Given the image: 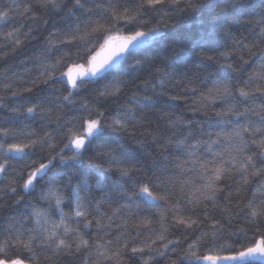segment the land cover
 I'll list each match as a JSON object with an SVG mask.
<instances>
[{
	"label": "snow or ice",
	"instance_id": "obj_1",
	"mask_svg": "<svg viewBox=\"0 0 264 264\" xmlns=\"http://www.w3.org/2000/svg\"><path fill=\"white\" fill-rule=\"evenodd\" d=\"M225 7L247 12L258 28L254 40L233 37L230 21L216 19L208 35L223 34L230 45L216 52L201 37L169 60L157 48L170 21L201 9L224 11L218 0H0V60L38 38L33 33L49 24L40 13L76 17L67 30L44 38L35 57L40 75L31 87H17L4 72L0 108L13 114L22 105L9 108L8 97L30 94L38 82L61 88L55 89V109L42 106L47 97L25 109V118L42 113L52 131L0 124V212L11 207L4 196L18 188L29 195L42 185L38 199L47 205L24 196L14 201L25 211L17 207L16 215L5 217L0 264H264V0L252 5L258 20L246 4L226 0ZM195 57L235 73L250 60L255 67L247 79H231L201 71ZM86 85H100L91 99L81 95ZM141 89L151 92L143 102ZM163 95L191 99L189 110L206 119L163 110L154 99ZM122 98L129 103L110 115ZM149 113H159L162 131L150 130ZM106 131L130 133L145 162L123 145L115 146V156L112 145L99 144ZM94 147L99 150L89 156ZM85 162L119 178L101 175L93 183L78 170ZM149 162L158 174L147 175ZM60 166L69 170L66 182L57 178ZM221 240L230 243L217 248ZM235 245L236 254H220Z\"/></svg>",
	"mask_w": 264,
	"mask_h": 264
},
{
	"label": "trees",
	"instance_id": "obj_2",
	"mask_svg": "<svg viewBox=\"0 0 264 264\" xmlns=\"http://www.w3.org/2000/svg\"><path fill=\"white\" fill-rule=\"evenodd\" d=\"M19 3L23 5L26 0H18ZM222 8H225L224 11L220 12H210L207 9H201L195 12H189L182 14L178 19L174 18L173 21H170V28L167 29V38L163 45H159L157 51L166 56L169 60L179 59L180 49H190L193 46V41L200 39L201 37H205L211 41V47L215 49L216 52L223 51L225 45H230L232 43L231 38H226L223 34H213L209 36L212 32V23L214 20L219 19L223 21L227 19L230 21V30L233 34V37H243L245 42H251L255 39V34L258 31L254 23H250V17L247 15V12L241 14L238 10H235L230 7H225L226 0H218ZM231 2H238L248 5V12L252 13V18L255 20L259 19L258 12L259 8H253L252 5L257 4L258 0H231ZM45 16V18L49 19V24L41 25L39 30L33 33V35L37 36L36 40H32L30 42H26L25 46L18 51V53L14 56H10L5 60H0V87L4 83H7V77H15L16 78V86L17 87H31V81L36 79L40 75L39 69V61L35 59V57L39 56L44 48L46 41L45 37L48 36L49 31H56L57 29L67 30L69 26L73 25L76 17H66L63 12L57 14L51 9L46 12L40 13ZM79 15V13L77 14ZM18 22L29 23L27 21H19V18H16ZM18 26V25H17ZM6 30V29H5ZM26 30V28L24 29ZM175 49V52H173ZM60 53L56 52L54 55H59ZM213 54V53H210ZM245 59H249L247 55H245ZM195 63L201 64V71L211 72L216 75L227 76L231 79H236L239 77L240 79H247L249 73H251L255 67L252 61H249V64L245 66L243 73H235L231 69L226 66L217 65L213 62L203 61L201 62V58L195 57ZM189 68L192 66L189 65ZM5 70H7V77L4 75ZM131 72V70H129ZM124 78L130 79L131 76H125ZM100 87V85H86V91L82 90L81 95L85 97V99H91L90 93L95 88ZM61 88L59 83L55 85H45L43 83L37 84L35 88H33L32 93H25L23 97L20 98H12L8 97L5 103L8 104V107L15 106L16 104H21L20 113L13 114L9 112L8 108H0V124L4 127H16V128H26L27 130L35 129L37 132H42V130L52 131L54 129L53 124H49L46 119L43 118V114L37 112L34 117L25 118V109L31 106L32 103H36L38 100H44L47 97V101H51V103L45 101L43 103V107L55 109V105L59 103L56 100V92L55 89ZM131 95V92L128 93ZM143 95H151V92L144 93L143 89H141V102ZM191 96V94H188ZM30 97V99H28ZM157 102V106L167 111H174L177 115L183 114L187 118L199 119L203 122L206 118L201 114H193L189 110V106L191 105V99L187 102L184 101H173L170 99L168 95H163L159 97H155ZM27 100V102H24ZM129 103L126 98H122L118 103L111 105L110 115H115L116 111L119 109L121 104ZM63 115V114H61ZM159 113H149V116L154 121L151 125V131H162L165 128V124L163 120H157V116ZM46 126V127H45ZM137 138L142 139L137 133ZM150 139V137H149ZM99 144H109L115 149L112 153L115 156L120 155L119 149H116V145H123L130 151L136 153L137 157L141 162H145L146 156L142 149L138 147L135 143V140L132 138L130 133H116L112 131H106L104 134V138L98 142ZM99 149L93 148L88 152L89 156L95 155V152ZM155 154V152H153ZM35 158V157H34ZM158 164L167 163V161L161 162V160H157ZM78 170H83L88 174L90 178H92V182L95 183V177L101 175H107L110 180H117L119 178V174L115 172L109 173L107 167L102 169H97L94 165H89L87 162L83 163L79 166ZM175 171L174 169H170L169 174ZM153 172H159L158 168L151 167L150 162L146 166L147 175H152ZM56 174L58 179H63L66 182L67 175L69 174V170L60 166L56 169ZM76 181L74 180L73 183ZM126 183L125 181H122ZM63 186V185H61ZM127 186V183H126ZM42 185H39L37 190L33 191L29 195H25L22 189H17V194L14 196L11 193L4 196V199L7 200L8 204L11 205L10 208H6L4 211L0 212V228H6L5 217L7 215H16V209L19 207L21 212L25 211L23 202L17 206L14 201L19 196H24L25 200L30 201L33 204L38 206L47 207V205L43 201H39V195L41 194L40 188ZM65 194H67V189H65ZM83 195V193H82ZM111 195L114 198L119 197V193H112ZM123 202V201H121ZM68 204V201H65V205ZM181 205H183V201H181ZM65 211H70V208L65 206ZM54 219H58V217L53 216ZM119 222V221H117ZM92 232H95V229H92ZM235 239V238H233ZM251 240V233L249 234V241ZM221 243H230V241L221 240L217 243L216 247L218 248ZM247 243V241H246ZM239 250V245H235L232 249H226L221 252V255L235 254ZM160 264H163V260H161ZM255 264H259L255 262Z\"/></svg>",
	"mask_w": 264,
	"mask_h": 264
},
{
	"label": "water",
	"instance_id": "obj_3",
	"mask_svg": "<svg viewBox=\"0 0 264 264\" xmlns=\"http://www.w3.org/2000/svg\"><path fill=\"white\" fill-rule=\"evenodd\" d=\"M236 254V253H235ZM229 255V254H228ZM234 255V254H233ZM256 262H258L259 263V261H256Z\"/></svg>",
	"mask_w": 264,
	"mask_h": 264
}]
</instances>
